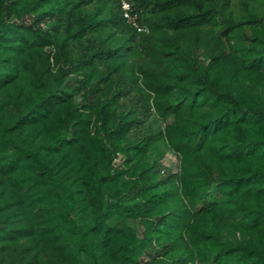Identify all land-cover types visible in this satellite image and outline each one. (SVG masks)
<instances>
[{
  "label": "trees",
  "instance_id": "1",
  "mask_svg": "<svg viewBox=\"0 0 264 264\" xmlns=\"http://www.w3.org/2000/svg\"><path fill=\"white\" fill-rule=\"evenodd\" d=\"M0 243L264 264V0H0Z\"/></svg>",
  "mask_w": 264,
  "mask_h": 264
},
{
  "label": "rangeland",
  "instance_id": "2",
  "mask_svg": "<svg viewBox=\"0 0 264 264\" xmlns=\"http://www.w3.org/2000/svg\"><path fill=\"white\" fill-rule=\"evenodd\" d=\"M68 93H71L72 88H67L65 89ZM74 92V91H73ZM160 121L156 120V119H151L148 123L147 126H150L151 128L155 129V130H159L160 129ZM159 164L164 167L167 170H171L172 172H175L177 170L178 167V160L177 158L170 152L167 151L165 153V156L162 160L159 161ZM1 245V243H0ZM1 247V246H0ZM11 248V245L8 247ZM68 252L71 256H74V254L78 251V248L75 244L70 243L68 245ZM7 251H0V264H9L8 262V255L6 254Z\"/></svg>",
  "mask_w": 264,
  "mask_h": 264
},
{
  "label": "built area",
  "instance_id": "3",
  "mask_svg": "<svg viewBox=\"0 0 264 264\" xmlns=\"http://www.w3.org/2000/svg\"><path fill=\"white\" fill-rule=\"evenodd\" d=\"M122 10H123V17L130 24H132L137 29L138 32H140V33L147 32V29L137 22V16H136V14L132 13V6L129 3L123 2L122 3Z\"/></svg>",
  "mask_w": 264,
  "mask_h": 264
}]
</instances>
